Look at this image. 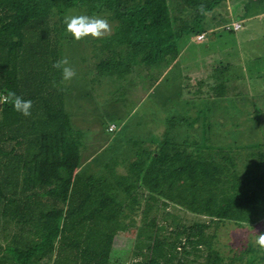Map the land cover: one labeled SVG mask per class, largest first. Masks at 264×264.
Wrapping results in <instances>:
<instances>
[{
  "label": "trees",
  "instance_id": "obj_1",
  "mask_svg": "<svg viewBox=\"0 0 264 264\" xmlns=\"http://www.w3.org/2000/svg\"><path fill=\"white\" fill-rule=\"evenodd\" d=\"M223 1L0 0V210L10 235L7 243L0 240V264H118L124 256L111 261L117 230L123 225L121 214L126 209L141 211L146 221L159 198L164 209L173 206L210 220L186 224L168 212L167 233L168 226L150 219L144 226L154 232L148 264H204L194 257L202 256L204 246L209 255L215 253V235L209 229L217 221L260 223L264 231V159L259 151H251L255 143L250 126L227 121L234 131L228 143L218 144L211 125L203 126L200 136L198 116L187 119L186 111L173 112L163 141L141 148L138 159L125 164L126 171H117L119 162L113 159L114 169L95 172L82 168L86 133L71 125L69 105L80 90L62 83L60 71L52 67L71 38L62 36L66 13L79 15L76 10L83 8L93 15L107 11L114 32L84 39L91 62L87 82L109 80L120 89L126 82L127 90L147 72L156 81L198 35H207L211 29H204L206 17ZM215 79L216 99H208L205 110L211 114L221 112L217 96L226 94V82ZM84 90V96L92 99L94 91ZM9 92L33 101L31 116L21 115L6 102ZM111 124L116 125L113 131ZM121 127L111 122L108 131L115 133ZM243 157L255 159L253 166L241 168L238 162ZM142 189L150 193L144 200L138 194ZM87 226L95 232L94 249L81 254L79 245H73L78 253L69 254L73 235ZM256 248L239 247L234 261L247 253L251 255L246 264L264 260V248L260 247L261 254L255 253ZM56 249L58 262L53 259Z\"/></svg>",
  "mask_w": 264,
  "mask_h": 264
},
{
  "label": "rangeland",
  "instance_id": "obj_2",
  "mask_svg": "<svg viewBox=\"0 0 264 264\" xmlns=\"http://www.w3.org/2000/svg\"><path fill=\"white\" fill-rule=\"evenodd\" d=\"M70 12L75 15L73 11H68L66 15ZM78 12L93 16L84 8L76 10V13ZM80 13L78 14L81 15ZM110 15L109 12L103 11L95 16L107 19L113 33L114 22ZM233 20L241 21L243 27L238 31L229 32L226 26ZM204 25L205 30H211L207 35L202 34V38L195 39L202 42L195 41L185 48L171 69H164L156 81L152 73L139 75L141 82L133 85V89L129 87L127 90L123 88L126 82H121V89L114 88L109 80H103L102 83L87 82L91 66L86 54L89 48L85 44L88 49L85 50L84 40L76 41L65 29L62 33L63 38L64 34L71 38L67 40L63 56L68 57L77 73L71 81L65 83L80 90V94L74 98L76 102L69 105L70 114L73 116L71 125L73 129L86 133L82 168L88 167L87 169H93L95 172L107 173L108 170L114 169L111 164L114 159V162H119L116 165L117 171H126L125 164L128 165L131 160L138 159L141 148L158 145L163 141L161 136L173 124L175 117L173 112L181 114L184 111L188 114L187 119L197 116L200 118L201 128L196 130L200 136L203 126L211 125L212 138L218 144L220 141L228 143L229 136H232L231 131H234L233 126L228 127L227 121L231 125L234 121L235 126L237 121L239 125L250 126L254 130L255 143L251 151H259L258 155L264 159V0H224L206 17ZM54 35L57 36V33L54 32ZM71 40L73 45L70 44ZM217 76L226 82V94L223 97L217 96L221 112L206 113L205 110L210 103L208 99H216L213 97L216 92L212 85ZM81 87L94 91V95L91 94L92 99L84 96L86 90H81ZM72 92L73 90L69 91ZM75 95L73 94V97ZM225 110L229 113L225 114ZM259 110H262L261 113ZM254 116L260 126L258 130ZM111 122L122 124V127L111 133L108 131V124ZM239 141L240 139L237 143ZM254 160L243 157L238 165L241 168L252 167ZM261 168L264 169V165ZM139 191L138 194L143 200L150 194L146 189ZM68 204L69 201L65 209L68 208ZM41 210L45 211L39 209V212ZM168 212L180 216L186 224L197 220H210L209 217L197 216L173 206L164 209L161 198L157 200L146 221L141 211L134 214L126 209L119 219L124 227L119 226L117 230L119 234L114 243L111 262L115 263L117 257L124 256L125 259L118 264H148L151 237L154 232L153 230L150 232V229L144 226L150 219H156L158 225L168 226L165 220ZM72 220L74 221L73 218ZM3 222L4 216L0 210V240L7 243L10 239L9 228L6 230ZM170 230L169 228L167 233ZM209 231L215 235L213 242L215 253L212 251L209 255L207 248L202 247L200 249L202 256L194 257L198 262L246 264V258L251 255L250 253L237 262L234 261V255L238 253L239 247L242 249L248 244L257 247L255 253L261 254L256 243L259 234L264 232L260 223L238 224L225 219L212 224ZM75 234L71 249L68 250L69 254L71 251L78 253V248H73V245H79L81 254L87 249H94L95 232L89 229V226L77 230ZM57 252L58 249L53 255L56 262ZM254 264H264V260H256Z\"/></svg>",
  "mask_w": 264,
  "mask_h": 264
},
{
  "label": "clouds",
  "instance_id": "obj_3",
  "mask_svg": "<svg viewBox=\"0 0 264 264\" xmlns=\"http://www.w3.org/2000/svg\"><path fill=\"white\" fill-rule=\"evenodd\" d=\"M203 11V5H201ZM66 30L70 33L76 41L84 40L91 36L94 39L104 38L110 36L112 27L107 19L99 16H89L86 14L74 15L71 12L64 17ZM52 67L61 73V82H69L76 76V70L71 66L67 56H62L61 59L55 61ZM7 103L19 112L21 115L27 117L31 116V109L33 101L31 99H24L15 92H9L7 96ZM256 243L264 248V232H261L256 240Z\"/></svg>",
  "mask_w": 264,
  "mask_h": 264
},
{
  "label": "built area",
  "instance_id": "obj_4",
  "mask_svg": "<svg viewBox=\"0 0 264 264\" xmlns=\"http://www.w3.org/2000/svg\"><path fill=\"white\" fill-rule=\"evenodd\" d=\"M241 28H242L241 21H232V22H230V24H228L226 26V29L233 30V31H238ZM202 37H203L202 34H200V35L197 36V39L198 38L200 39ZM115 128H116V125L115 124H111L109 129H110V131H113Z\"/></svg>",
  "mask_w": 264,
  "mask_h": 264
},
{
  "label": "crops",
  "instance_id": "obj_5",
  "mask_svg": "<svg viewBox=\"0 0 264 264\" xmlns=\"http://www.w3.org/2000/svg\"><path fill=\"white\" fill-rule=\"evenodd\" d=\"M234 21V20H233ZM239 21V20H238ZM195 41H198V40H195Z\"/></svg>",
  "mask_w": 264,
  "mask_h": 264
}]
</instances>
